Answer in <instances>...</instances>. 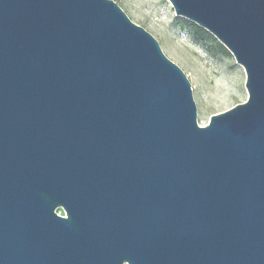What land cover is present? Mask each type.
Wrapping results in <instances>:
<instances>
[{"label":"water","instance_id":"1","mask_svg":"<svg viewBox=\"0 0 264 264\" xmlns=\"http://www.w3.org/2000/svg\"><path fill=\"white\" fill-rule=\"evenodd\" d=\"M168 1L246 75L204 126L114 0H0V264H264V0Z\"/></svg>","mask_w":264,"mask_h":264},{"label":"rangeland","instance_id":"2","mask_svg":"<svg viewBox=\"0 0 264 264\" xmlns=\"http://www.w3.org/2000/svg\"><path fill=\"white\" fill-rule=\"evenodd\" d=\"M114 1L133 23L157 40L166 57L184 72L192 87L200 126L208 124L213 114L247 99L244 69L210 33L197 41L187 28L185 21L189 20L177 16L168 0ZM58 213L62 214L61 210Z\"/></svg>","mask_w":264,"mask_h":264},{"label":"trees","instance_id":"3","mask_svg":"<svg viewBox=\"0 0 264 264\" xmlns=\"http://www.w3.org/2000/svg\"><path fill=\"white\" fill-rule=\"evenodd\" d=\"M185 22L187 23V28H188L189 32L192 34V36L194 38L197 39V41H199V38H202L204 34L209 35V32H207L205 29L199 27L195 23L189 22V21H185ZM182 28L185 29L184 26H182ZM225 51H226V49H225Z\"/></svg>","mask_w":264,"mask_h":264},{"label":"built area","instance_id":"4","mask_svg":"<svg viewBox=\"0 0 264 264\" xmlns=\"http://www.w3.org/2000/svg\"><path fill=\"white\" fill-rule=\"evenodd\" d=\"M61 214V213H60Z\"/></svg>","mask_w":264,"mask_h":264}]
</instances>
